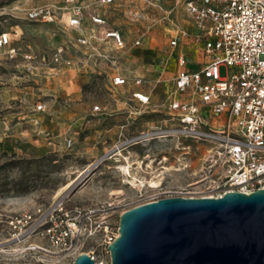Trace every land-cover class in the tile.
I'll use <instances>...</instances> for the list:
<instances>
[{
	"label": "built area",
	"instance_id": "built-area-1",
	"mask_svg": "<svg viewBox=\"0 0 264 264\" xmlns=\"http://www.w3.org/2000/svg\"><path fill=\"white\" fill-rule=\"evenodd\" d=\"M114 11L140 27L142 22H175L181 14L190 19L191 28H181L169 46L188 37L206 59L189 68L183 55L176 57L172 84L164 93L171 121L166 134L213 144L220 175L209 184L210 194L202 196L264 189V0H61L24 11L28 22L58 23L76 31L72 45L84 55L78 68L93 63L97 71L105 64L111 87H132L128 101L148 107L151 82L127 73L121 63L125 50L142 45L144 31L138 29L127 41L118 29L106 28ZM12 41L10 33L0 31V51L7 59L22 60L27 73L75 64L66 47L35 52ZM220 67L226 69L223 76ZM155 84H162V79ZM36 108L42 110L43 105ZM92 109L101 112L99 105ZM72 144V138L65 139L66 148ZM7 225L9 236L0 243L16 254L30 253L25 264H74L83 253L95 264H110L108 246L118 235L112 232L109 208L70 204L66 198L15 213Z\"/></svg>",
	"mask_w": 264,
	"mask_h": 264
},
{
	"label": "rangeland",
	"instance_id": "rangeland-1",
	"mask_svg": "<svg viewBox=\"0 0 264 264\" xmlns=\"http://www.w3.org/2000/svg\"><path fill=\"white\" fill-rule=\"evenodd\" d=\"M60 1L0 0V31L10 33L13 44L21 49L29 45L35 52L63 46L75 62L30 74L22 60L7 59L0 51V242L9 236L10 216L50 204L68 184L60 197L70 204L109 208L115 235L120 213L127 207L168 196L210 194L209 184L220 175L212 143L166 134L171 121L164 93L173 72L158 77L160 87L152 73L143 75L152 84V104L135 106L128 101L126 87H111L105 64L97 71L93 63L78 68L84 55L72 45L76 31L23 18L29 7ZM123 21L130 31L136 26ZM124 52L121 63L133 75L137 65ZM152 63L146 66L149 71ZM225 74V67H220V75ZM38 104L42 110H37ZM94 105L101 112L93 111ZM67 138L73 140L69 148ZM123 157L143 185H133L118 168L126 164ZM12 160L14 166L1 167ZM152 182L158 186L150 187ZM19 260L24 256L0 243V264Z\"/></svg>",
	"mask_w": 264,
	"mask_h": 264
},
{
	"label": "water",
	"instance_id": "water-1",
	"mask_svg": "<svg viewBox=\"0 0 264 264\" xmlns=\"http://www.w3.org/2000/svg\"><path fill=\"white\" fill-rule=\"evenodd\" d=\"M117 231L110 264H264V189L162 197L122 212Z\"/></svg>",
	"mask_w": 264,
	"mask_h": 264
},
{
	"label": "crops",
	"instance_id": "crops-1",
	"mask_svg": "<svg viewBox=\"0 0 264 264\" xmlns=\"http://www.w3.org/2000/svg\"><path fill=\"white\" fill-rule=\"evenodd\" d=\"M111 15L112 22H108L105 27L109 29H118L127 41L130 40L132 36L137 34L138 29H142V31H144L142 45L140 47L133 48V50H127V55L132 58V61L137 65L136 70L134 69L133 71V75L149 76V74L152 73L154 78H158L162 76L164 71H166L165 73H174L176 69L175 60L178 55H183L189 68H196L206 59L200 48L193 46L188 37L184 38L173 48L169 46V41L179 32L181 28H191L190 19L184 14H181L180 16L174 15L175 22L162 20L156 21V18V22H142L140 24L141 27L134 26L131 31L117 11L112 12ZM127 23L129 24V22ZM164 48L166 51L163 53L162 49ZM148 63L153 64L150 65V71L148 69L149 67H146L148 66ZM158 87H160V85H158ZM131 89L132 87H127L128 91Z\"/></svg>",
	"mask_w": 264,
	"mask_h": 264
},
{
	"label": "bare ground",
	"instance_id": "bare-ground-1",
	"mask_svg": "<svg viewBox=\"0 0 264 264\" xmlns=\"http://www.w3.org/2000/svg\"><path fill=\"white\" fill-rule=\"evenodd\" d=\"M116 155H121L120 153H116ZM123 160H125L126 164L125 165H120L118 168L127 176V178L130 179L131 183L135 186L137 185H143V181L138 179L135 175H132L130 172V164L129 161L127 159V157H123ZM70 186V184L66 185L65 187H63L62 189L59 190V192H57V197L62 198L60 196H62V194L64 193V191H66L68 189V187ZM158 185L155 182H152L150 184V187H157Z\"/></svg>",
	"mask_w": 264,
	"mask_h": 264
},
{
	"label": "flooded vegetation",
	"instance_id": "flooded-vegetation-1",
	"mask_svg": "<svg viewBox=\"0 0 264 264\" xmlns=\"http://www.w3.org/2000/svg\"><path fill=\"white\" fill-rule=\"evenodd\" d=\"M26 255V256H25ZM25 255H21V257L24 256V260H19V263L17 264H25V261L29 258V256L31 255L30 253H27ZM37 264H48L47 261H39Z\"/></svg>",
	"mask_w": 264,
	"mask_h": 264
},
{
	"label": "trees",
	"instance_id": "trees-1",
	"mask_svg": "<svg viewBox=\"0 0 264 264\" xmlns=\"http://www.w3.org/2000/svg\"><path fill=\"white\" fill-rule=\"evenodd\" d=\"M14 165H15V161L12 160V161H9V162H5L4 165H2L1 167H6V166H7V167H8V166H9V167H10V166L12 167V166H14Z\"/></svg>",
	"mask_w": 264,
	"mask_h": 264
}]
</instances>
